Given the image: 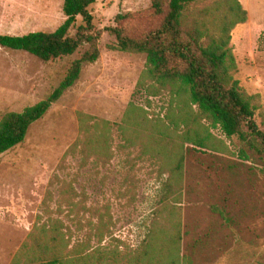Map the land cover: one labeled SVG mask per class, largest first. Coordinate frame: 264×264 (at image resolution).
Returning a JSON list of instances; mask_svg holds the SVG:
<instances>
[{
    "label": "rangeland",
    "instance_id": "obj_1",
    "mask_svg": "<svg viewBox=\"0 0 264 264\" xmlns=\"http://www.w3.org/2000/svg\"><path fill=\"white\" fill-rule=\"evenodd\" d=\"M237 1L246 19L230 31L233 77L247 95L256 96L254 120L264 132V0ZM62 2L0 0V34L53 32L65 20ZM225 3L199 0L190 8L189 19L214 22L210 28L215 31ZM150 4L151 0H95L89 10L94 29L102 31L98 59L83 66L79 79L30 126L20 144L0 155V264H10L34 227L47 223L48 216L68 228L70 246L84 242V251L102 246L103 253L117 255V264H142L137 258L146 264H264V159L219 128L209 127L206 148L185 143L182 124L171 133V99L149 96L136 87L146 55L111 49L115 38L107 28L117 26L118 15L126 17L118 24L135 37L161 24L162 16L151 14ZM84 25L77 17L69 36ZM87 47L49 62L0 47V117L46 99ZM130 104L157 124L153 139H160L156 146L163 147L164 154H153L152 159L150 153L144 155L142 140L127 146L117 127L125 126ZM192 110L196 114V108ZM79 114L114 125L110 160L95 163L91 155L83 162L79 151L68 153L81 133ZM201 124L208 127L204 120ZM166 127L169 133L161 136ZM171 152L183 156L182 174L175 182ZM170 179L172 193L165 185ZM63 182L81 196L73 200L80 202L75 208L78 216L59 201ZM92 210L104 216L100 243L91 235L96 223ZM154 252L159 256L150 260Z\"/></svg>",
    "mask_w": 264,
    "mask_h": 264
},
{
    "label": "trees",
    "instance_id": "obj_2",
    "mask_svg": "<svg viewBox=\"0 0 264 264\" xmlns=\"http://www.w3.org/2000/svg\"><path fill=\"white\" fill-rule=\"evenodd\" d=\"M94 2L95 0H63L65 20L53 32L0 34V47L27 52L44 62L71 56L82 45H88L84 53L72 61L62 81L46 99L25 107L20 112H7L0 117V155L20 144L30 126L41 119L79 79L83 66L98 59V40L102 31L95 30L92 24L89 7ZM198 3L199 0H151L149 11L154 16H162L161 24L138 37L130 35L124 26L118 24L126 18L118 15L117 26L107 28L115 38L111 49L146 55L145 70L136 87L149 96L167 95L172 104H175L174 107L171 104L169 112L174 127L171 133L176 131L178 124H182L184 142L206 148L211 137L209 127L219 128L227 138L238 137L249 150L264 159V132L254 120L256 96L247 95L234 79L236 63L229 47L230 31L236 24L245 21L246 12L237 0H226V10L214 31L210 28L215 25L214 22L210 23L204 18L189 19L190 8ZM77 17H81L85 25L80 26L71 37L68 32ZM193 107L196 108V114L193 113ZM127 115L129 118L124 121L125 126L117 127V131L125 137L127 146L132 147L135 142L142 140L144 155L150 153L152 159L155 157L153 154H164V148L156 146L160 145V139L158 142L153 139V130L157 128V124H152L145 112L132 104L129 105ZM78 120L81 133L68 153L79 151L83 162L91 155L95 157V163L110 160L112 154L109 142L114 125L84 114H79ZM90 120L96 121L88 126ZM201 120L208 123L206 129ZM166 133H169L167 127L165 133L161 131L160 135L166 136ZM240 153L241 157L247 159L244 150ZM171 154L174 161L170 172L171 176H175V182L182 174L183 156L175 152ZM129 165L132 170L134 165ZM81 166L84 164L81 163ZM128 179L129 176H125L124 182L127 183ZM171 180L165 184L169 193L174 188ZM47 196L50 197V194L47 193ZM76 197L81 196L70 184L63 182L59 201L69 206V214L75 211L78 216L75 208L80 202H73ZM48 211L46 208L49 214ZM57 211L62 212L60 204ZM92 212L96 223L93 224L91 235L100 243L104 237V216L99 210ZM79 228H82L80 224ZM68 232L60 219L48 216L47 223L34 227L10 264H117V255L103 253L102 246L88 251H84V242L70 246ZM154 254L148 258L157 260L159 254ZM137 259L136 262L146 264L141 258Z\"/></svg>",
    "mask_w": 264,
    "mask_h": 264
}]
</instances>
